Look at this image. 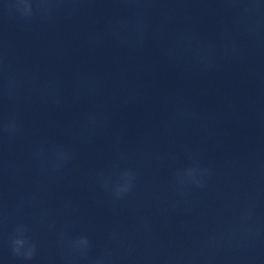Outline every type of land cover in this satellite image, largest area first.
Returning a JSON list of instances; mask_svg holds the SVG:
<instances>
[{"label":"clouds","instance_id":"clouds-1","mask_svg":"<svg viewBox=\"0 0 264 264\" xmlns=\"http://www.w3.org/2000/svg\"><path fill=\"white\" fill-rule=\"evenodd\" d=\"M26 11L31 10L30 5H25ZM14 88V82L10 81L8 85V93L11 95V92ZM90 125L94 124L95 121H90ZM0 130L10 135H14L20 131L19 126L14 118L9 119L0 125ZM71 159V153L69 150H60L57 153V164L56 167H60L62 164L66 163ZM196 169L189 168L183 175H178L177 180L180 184L185 182H194L198 187L202 186L199 182L195 180ZM135 178V174L131 170H125L120 173L119 180L120 182L112 186L111 189L108 188V185L105 184L104 187L106 190H110L113 195L119 199L122 198L124 194L131 191L132 181ZM27 230L23 226H19L15 229V235L11 240V248L13 255L23 259L31 260L36 253V244L31 240V238L26 234ZM60 239H64V233H60ZM71 249L74 252L79 253L80 255H86L87 251L91 247V241L87 236H80L68 242ZM94 264H104L103 257H97L94 261Z\"/></svg>","mask_w":264,"mask_h":264}]
</instances>
